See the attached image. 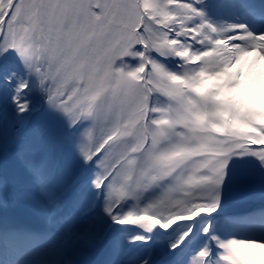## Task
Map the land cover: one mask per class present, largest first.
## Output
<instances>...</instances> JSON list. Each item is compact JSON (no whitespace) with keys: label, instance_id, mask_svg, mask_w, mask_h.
<instances>
[{"label":"rangeland","instance_id":"obj_1","mask_svg":"<svg viewBox=\"0 0 264 264\" xmlns=\"http://www.w3.org/2000/svg\"><path fill=\"white\" fill-rule=\"evenodd\" d=\"M168 2L173 3L177 2V0H168ZM249 6L259 7L264 13V0H201L200 3L196 4V7L200 8L205 13L208 21L213 24L224 27L232 24H245L248 30L257 34L264 32V26L260 24L261 22L246 12ZM189 29L191 31L187 30L186 32L191 43H189V39L182 42L180 39L169 38L171 42H178L177 47L180 54L179 59L173 60L171 66L160 62L157 58H153L156 63H153L152 60L146 61L147 65H151L150 77L154 76L148 79L151 86L159 89H173L176 87L174 82L181 79L184 88L192 92L187 99L189 104L187 111L190 115L179 111V107L172 104L170 109H173L174 116L170 118L168 123L165 122L166 100L160 101L159 97L152 96L153 107L148 112L152 121L144 122L143 132L147 140L154 145L159 142L160 134L166 133L164 129L166 125L177 126L188 118V122L191 123L190 129L198 126L202 105L208 96V90H205L204 95L199 94V91L208 84H211L215 89L209 111L211 115V128L218 129L220 126L218 116L223 113L227 106L225 97L227 94L231 97L230 101L232 102L234 112L231 119L233 124L237 125L240 119L243 120L244 116L242 118L241 115L244 112L241 113V109L245 105L249 107V110L251 109L249 113L252 117L257 110H260L259 112H262L264 115V35H254L252 32L229 35L227 32L220 31L219 28L215 31L202 34L201 31H197L194 28ZM155 42L156 40L154 41V46L156 45ZM155 47L157 48L158 46ZM174 47L177 48L176 46ZM160 48L162 49V47ZM3 55L7 56L11 63L19 59L14 52L1 54L0 57ZM178 63H182V67L177 68L176 65ZM15 71L13 70L11 73L12 78H14L11 85L7 77L5 78V83L0 84V96L5 97L7 89L11 94L9 100H0V121L5 119V115L7 116L8 114L10 116L12 114V119L15 118L17 125L20 124V126H23V129L19 132L20 139L8 146L3 142L5 131L0 130V143L1 145L3 144V147H6L4 155L0 158V172H2L3 168L10 171L12 175L11 179L14 183L12 185L13 190L20 191V186H23L26 192L23 190L21 195H18L16 192L17 196L23 197L19 210L15 214L9 212L8 215L7 211L4 215L0 214V223L7 226L12 225L15 228L18 225L21 229L25 230V234L32 237L37 236L34 238L36 241L31 242V244L24 248V252L26 253V250L28 251L32 246L41 245L44 247L41 254L45 259L50 261H47L48 263L46 264H53V262L54 264H84L89 258L87 257L89 253H87L88 250L84 249L83 245L88 243L87 246H89V244L93 243L94 249L96 246L100 247L101 241L104 239V231L113 223L111 217L105 212L107 203L106 189L97 190L94 184L97 177L102 174V169L98 165V158H94L88 162L84 159L82 154L84 131L80 132L74 138L73 144L68 147L67 138L70 135L75 137V132L80 122L73 126V131L68 135V125H72L70 118L67 120L65 127L63 129L59 128L60 130L57 132H46L50 124V121L47 119L48 114L39 113V110L36 108L32 109V115L30 116L32 119L30 121L26 120L24 123L20 119H17L15 115L17 107L13 103L12 97L15 94L16 85L20 79L26 78L25 73L27 72L26 70L25 73ZM139 72L145 76L144 66H141ZM36 80L33 85L31 84V92L38 91L43 100L44 97H47V94L39 87L38 78ZM151 92L153 93L155 90ZM159 95L164 96V94ZM178 95L179 93L174 94L175 97ZM237 95L238 99H235ZM42 100L40 107L44 108V101L42 102ZM54 108L55 106L48 102V108L45 110L48 111ZM152 112H156L157 114L154 115ZM186 116H190V118ZM106 131L107 129H104L102 133L101 131H97L95 136H99ZM41 138L45 139L44 147L48 149V153H42L41 158H39L40 152L37 151V159L34 158L35 161L32 163L30 160L33 157H25L26 150L23 148V145L32 139ZM186 141L187 138H183L181 141L177 140L171 143L162 148L155 155V158L162 160L169 158L176 154L179 147H184L186 151H191L198 147V145L186 144ZM257 141L264 143V132L261 133V139H254L252 143L258 144ZM182 142H184L183 145ZM246 144L250 145L249 142H246ZM236 154H233L235 156L230 158L231 160L234 159V161L229 162L230 159L228 160L229 165L227 166H237L239 164L240 155ZM248 157L249 159L260 160L250 154ZM222 158H217L215 162L210 163L202 176L204 177L208 173L212 176L214 170L211 169L210 165L215 164ZM7 159H9L8 163ZM199 164L200 161H196L188 169L192 172L196 171ZM257 168L264 169V162L260 161ZM230 170V167H226L225 175ZM254 172L255 169L244 175H240L233 182L227 181L224 175L223 182L219 188V199H222L230 188H234L235 185L240 186L244 181L248 180L250 184L243 189L239 187L234 188L230 196L228 198L225 197L227 199L223 202L235 199L241 200L243 194L251 192L253 193V197H256L249 207L264 206V201L257 199L259 196L264 195V171H260L256 175H254ZM189 175L190 173L185 177H181V183H184ZM147 187L153 188L157 192V195L151 201L161 200L162 195L163 206L165 208L168 206V208L177 212L194 208L195 210L191 212L192 216H198L203 212V208H207V205H205L207 204L206 201H198L191 205L180 203L176 208H171V202H176V199L173 197L174 199L171 200L172 196L170 193L167 196L165 195L167 189L159 187L157 182L151 180V177H149ZM123 188L125 190V184ZM0 189V204H2L4 201L10 200L5 193L12 192L13 190L6 189L2 191L1 186ZM168 197L170 200L167 201ZM212 197L214 198L213 193ZM140 202L147 204L149 201L143 202L140 199ZM130 206L131 204L127 201L122 207L126 211ZM248 211L246 208H240L225 214L217 213L216 215L220 217L218 223L212 222L207 232H205V227L209 225L208 223L198 224L197 231H194L186 243L177 249H172L170 245L177 239L179 230L173 231L171 229L165 232L157 228L156 230L159 232L165 233L164 236L159 237L153 234L146 237L147 239L144 241L134 240V237L142 235V231L138 230L139 228L121 225L119 231L110 240V242L112 241L111 245L108 246L107 244L106 248L102 249L101 256H103L98 264H148V249L152 244L160 242L167 243L166 252L169 251L171 257L165 263L159 262L158 258L162 255L160 251L153 264H198L196 254L203 248H207L210 252L208 264H224L220 259L224 250L219 245H227L229 243L234 245L236 252L232 264H264V251L256 255H250L244 251L243 247L250 246L252 244L251 239L264 240V233H253L244 226L243 228L230 227V224L236 221L237 218L241 222L248 219ZM204 212H207V210ZM44 214H50L53 217L65 220L64 228L76 226L80 220H85V222H82L74 230L71 228L72 233L70 234H65L59 230L57 225H54L53 234H43L42 237L35 234V230L43 229ZM230 214H233L234 217L231 218ZM7 215L8 218H6ZM152 218L148 217V219ZM175 218L181 219L183 217L177 216ZM200 218L198 217L194 222H189L193 225V228ZM135 241L142 245H133ZM146 242L148 245L145 244ZM257 246L264 250V244ZM24 263L22 262V264Z\"/></svg>","mask_w":264,"mask_h":264},{"label":"snow or ice","instance_id":"obj_2","mask_svg":"<svg viewBox=\"0 0 264 264\" xmlns=\"http://www.w3.org/2000/svg\"><path fill=\"white\" fill-rule=\"evenodd\" d=\"M201 0H0V54L14 52L27 72L38 78L39 87L46 92L50 104L67 115L73 125L82 119L92 124L84 130L87 145L82 154L86 162L98 158L102 174L94 181L97 190L106 189V214L118 225H130L152 233L159 228L167 232L179 230L172 249L179 248L193 234L194 222L202 215H211L219 202L230 157L211 164L214 170L207 185L214 194L211 212L192 216L194 208L174 211L163 206V200L142 204L133 198L123 185L141 167L150 168L153 182H162L174 170L172 164L155 158V145L143 132L151 100L150 87L139 83L138 72L144 66L150 75L153 42L158 38L189 39L186 28L202 34L215 31L235 35L252 32L245 24L219 26L208 21L196 7ZM145 42L149 47H145ZM189 43H191L189 39ZM179 59V57H177ZM135 61V63H132ZM182 67V63L176 65ZM9 83L11 78L9 77ZM31 92L27 78L20 79L12 97L21 114L29 109ZM97 129H107L94 136ZM258 146V147H254ZM232 150H230L231 152ZM236 155H252L264 162V145H247L234 150ZM140 179L144 178L141 174ZM147 187V186H146ZM133 204L125 211L123 204ZM183 217L176 219L175 217ZM143 217V219H141ZM153 217L154 219H148ZM174 221V222H173ZM211 225L205 227V232ZM136 236L134 240H144ZM215 239V237H213ZM244 251L256 255L257 245L264 240L251 239ZM224 252L220 259L232 264L236 252L232 243L219 245ZM207 248L196 254L198 264H208Z\"/></svg>","mask_w":264,"mask_h":264},{"label":"trees","instance_id":"obj_3","mask_svg":"<svg viewBox=\"0 0 264 264\" xmlns=\"http://www.w3.org/2000/svg\"><path fill=\"white\" fill-rule=\"evenodd\" d=\"M169 4H175L177 2H173ZM191 31L189 28H186L184 31ZM181 40V39H180ZM184 39L183 41H185ZM182 41V40H181ZM155 46H158L157 48L154 46V42L151 45L152 47V57L157 58L160 62H163L167 64L168 66L172 65V61L175 60L177 57H179V51L177 41L171 42L169 38H158L156 39ZM158 44V45H157ZM176 46L177 48H175ZM145 47H149V44L145 42ZM162 47V49L160 48ZM175 48V49H174ZM1 55V54H0ZM132 63H135L133 61ZM167 67V66H166ZM165 67V68H166ZM13 70H16V72L25 73V68L22 67L20 60H16L14 62H10L8 60V57L3 55L0 57V84L5 83V78L9 77L11 78V83H13L14 78L11 76V72ZM27 72V70H26ZM140 79L139 83L144 84L145 81H147L148 86L150 87V91L155 90V94L152 92L148 93L149 98L152 102L151 108L153 107V98L159 97L158 99L160 101L166 100V111H165V122L168 123L170 118L174 116L173 109H170V106L172 104L177 105L179 107V111L183 113H190L187 111L189 108V104L187 102V99L191 95V90H187L184 88L183 81L181 79L176 80L174 83L176 87L173 89H159L156 87H153L148 82V79L153 78L154 76H147L145 77L142 73H138ZM26 78L30 82V88L31 84L33 85L37 80V77L32 74L30 75L28 72L25 73ZM9 81V80H8ZM205 90H208V96L206 100H204L201 117L199 120L198 126L194 127L193 129H190V122H188V118L184 120L183 123L177 125V126H167L164 127L165 134H160V140L157 144H155V149L153 152V156L155 155L164 147L170 145L171 143L176 142L177 140L181 141L183 138H187L186 144H192V145H198L197 148L186 151L184 147H179L176 154L170 156L169 158L164 159L163 161L166 164H172L174 166V170L171 172V175L169 177H166L162 182L157 181V184L161 188H167L169 187V190L167 191V195L170 193L171 200L175 197L176 202H171V208H176L177 206L181 204L183 205H191L192 203L198 202V201H206L208 204V212H211V205L214 203V198L212 197V192L209 191L207 185L210 182L209 178L211 177V174H206V176H202L206 172V168L210 163L215 162L217 158H226L229 154L233 155L236 152L234 151L237 148L245 147L247 146L246 142H249L250 145H264V143L253 144L252 140L254 139H261V133L264 132V115L262 112H259L258 110L254 113L255 115L252 117V115L249 113L251 112V109L249 110V107L245 105L241 109V113L244 112L241 117L243 120L240 119L239 124H233L231 119L233 117V108H232V102L230 101V95H225L226 97V103L227 106L224 109L223 113L218 116V120L220 123V126L218 129H213L210 127V121H211V115L209 113L210 111V104L212 100V95L214 93V88L211 86V84H208L204 86V88H201L199 91V94L204 95ZM175 93H179L177 97L174 96ZM159 94H164V96H160ZM10 92L7 89V95L5 97L0 96V100L4 101L5 99H10ZM46 95V94H45ZM239 95V94H238ZM238 95L235 99H238ZM29 103V109L27 112L21 114L17 111L15 114L17 119H20L22 122L24 121H30L32 117V109L36 108L39 110V113H45L48 114L47 119L50 121V124L48 126V132L54 131L57 132L60 129H63L65 127V124L69 117L64 114L63 111H61L59 108L55 107L51 110H45L48 108V99L47 97H44V99H41V95L38 91H32L28 95ZM44 101V108L40 107V102ZM38 105V106H36ZM51 114H50V113ZM248 113V116H247ZM152 114H157L156 112H152ZM148 115V114H147ZM13 115L5 116V119L0 122V130H4V138L3 142L6 144V146L12 144L15 142L16 139L19 137V131L23 129V126L17 125L15 118H13ZM189 117L190 116H186ZM7 118V119H6ZM12 119V120H11ZM150 115H148V119L145 121H150ZM152 121V120H151ZM25 123V122H24ZM72 123V122H71ZM165 123V124H166ZM92 124V121L90 119H82L79 123V127L77 128L75 132V137L71 134V131H73V123L71 126L68 125L67 128V134L70 135L69 138H67L68 147L73 144L75 141L74 138H76L80 132H83L87 127H90ZM60 128V129H59ZM104 129L95 130L94 136L96 132H103ZM180 132V136H179ZM205 136V137H203ZM254 138V139H253ZM31 142L33 143L32 148L25 153V157H33L32 162L34 163V158L37 159L36 152L39 151L40 154L42 153H48V149L44 147L45 139H32ZM237 143V144H236ZM184 142H182V145ZM87 145V141L84 137V146ZM28 147V145H27ZM27 147H25V150H27ZM72 147V146H71ZM258 147V146H254ZM6 147H3V144L0 143V158L5 152ZM230 150H232L230 152ZM41 158V155L39 156ZM231 158V157H230ZM137 159V171L132 173L129 179L124 183L125 184V191L131 195L133 198H139L142 201H150L152 200L155 195L156 191L153 188L145 187L149 184V177L150 175H147L146 173H151V175H155L154 172L151 171L150 168L141 167L142 161L139 159V157H136ZM239 164L233 165V166H227L229 165L227 163L226 167H230L231 170L229 173L225 175L227 181H234L236 178H238L240 175H244L245 173L251 172L253 169H255L256 175L260 171H264V169H258V163H260L261 160L257 159H249L248 155H240L239 156ZM31 161V160H30ZM200 161V164L196 171H191L188 169V167L196 162ZM234 161V159H230L229 162ZM239 165V166H238ZM190 175L187 177L186 181L184 183H181V177H185L187 174ZM144 174V178L140 179V175ZM200 175V176H199ZM234 184V183H233ZM250 184V181L246 180L244 181L240 186L235 185L234 188H240L243 189L245 186ZM234 188H230L226 194L223 196L222 199H219L218 207L216 208V211L213 212L211 215H204L202 216L195 224V227L193 228L194 231H197V225L201 223H218L220 217H217L215 214L217 213H227L234 210H238L240 208H248L249 205L252 203L253 199V193L249 192L246 194H243L241 196V200H228L225 201L230 194L232 193V190ZM227 197V198H225ZM258 200L264 201V195L259 196L257 198ZM170 200L168 197L167 201ZM178 200V203H177ZM131 204H133V201L128 200ZM258 213V216H257ZM247 216L249 217L246 219V221L241 222L239 218H237L236 221L232 222L230 224V227H242L248 228L249 231L253 233H264V207H252L249 209ZM230 217L233 218L234 215L230 214ZM255 219V220H254ZM215 220V222H214ZM142 235L144 237H148L149 235H162L158 230H154L152 233H148L143 231L142 229ZM146 245L147 242L145 243ZM135 246H141L142 244L133 243ZM167 243L166 242H160L158 244H152L151 247L148 249L149 253V259L148 263H153L157 257L158 253L161 251L162 255L158 258L159 262L165 263L170 257L171 253L167 251Z\"/></svg>","mask_w":264,"mask_h":264},{"label":"bare ground","instance_id":"obj_4","mask_svg":"<svg viewBox=\"0 0 264 264\" xmlns=\"http://www.w3.org/2000/svg\"><path fill=\"white\" fill-rule=\"evenodd\" d=\"M161 200H162V195H161ZM152 219H154V218H152ZM9 228H10L9 231H5V229L3 230V229L0 228V234H1V236H0V244L3 242V235H6L8 233H10V235L13 234V232H11L12 231L11 227H9ZM120 228H121V225L114 224V223H112L111 225L108 226V230L106 232V235L108 237L107 238L108 241H109V239L111 238L112 235H114L115 233H117L119 231ZM22 233L24 234V231ZM19 237H22L21 233L19 234ZM7 242H8V246H7L8 248H14L15 247L14 246V244H15L14 240L8 239ZM23 248H25V247L22 246V245H21V248H16L15 251L13 252V254L11 255V257H9L4 262L1 261L2 263H0V264H9V262L11 264H19L21 262H25L26 264H46V263L50 262L49 260L45 259V257H43V255L41 254L42 250H44V247H42L41 245L32 246L26 252L24 257L21 254L22 251H23L22 250ZM101 251H102V249L99 250V251H96V253L91 258H89L87 260V264H95L99 260ZM53 264H54V262H53Z\"/></svg>","mask_w":264,"mask_h":264},{"label":"clouds","instance_id":"obj_5","mask_svg":"<svg viewBox=\"0 0 264 264\" xmlns=\"http://www.w3.org/2000/svg\"><path fill=\"white\" fill-rule=\"evenodd\" d=\"M243 246V245H242Z\"/></svg>","mask_w":264,"mask_h":264}]
</instances>
